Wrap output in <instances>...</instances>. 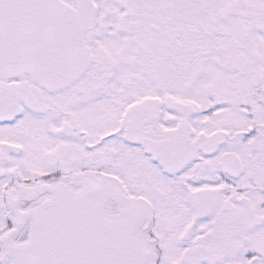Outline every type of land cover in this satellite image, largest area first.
Masks as SVG:
<instances>
[{"label":"snow or ice","instance_id":"obj_1","mask_svg":"<svg viewBox=\"0 0 264 264\" xmlns=\"http://www.w3.org/2000/svg\"><path fill=\"white\" fill-rule=\"evenodd\" d=\"M0 264H264V0H0Z\"/></svg>","mask_w":264,"mask_h":264}]
</instances>
